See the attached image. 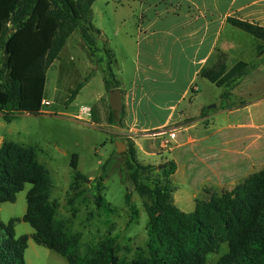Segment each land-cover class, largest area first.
Wrapping results in <instances>:
<instances>
[{"label": "trees", "instance_id": "16d2710c", "mask_svg": "<svg viewBox=\"0 0 264 264\" xmlns=\"http://www.w3.org/2000/svg\"><path fill=\"white\" fill-rule=\"evenodd\" d=\"M95 0H0V114L4 121L27 114L39 115L46 72L57 59L68 37L78 30L89 55L95 58L101 79L108 93L119 89L113 73L114 55L96 45L100 31L92 25ZM226 22L264 43V27L236 18ZM252 69L238 61L230 68L224 58L200 69L198 76L222 88L218 108L232 98V90ZM86 81V79L84 80ZM83 83L70 94L72 101ZM94 109L91 108L93 116ZM107 123L121 127L126 116L107 107ZM202 112H207L204 107ZM125 166L136 194L148 199L147 255L135 260L117 257L114 240L106 238L91 256L78 252L79 238L56 227L57 205L50 201V181L46 170L37 162L31 146L6 141L0 146V203H13L25 184L26 211L21 220L32 228V241L62 256L68 264H205V257L227 244V252L215 264H264V170L251 174L232 190L217 194L205 191L203 200H196L194 210L184 213L173 205L168 177L175 170L173 162L158 169L141 164L133 141H127ZM105 165V164H104ZM103 165V166H104ZM74 170L66 194L68 206L81 195L79 183L84 180L77 171V155L72 154ZM160 173V177L153 175ZM100 179V178H99ZM101 180V179H100ZM126 204L130 195L125 194ZM0 221V264H25L24 252L28 235L15 236L14 223Z\"/></svg>", "mask_w": 264, "mask_h": 264}, {"label": "crops", "instance_id": "0c3cea01", "mask_svg": "<svg viewBox=\"0 0 264 264\" xmlns=\"http://www.w3.org/2000/svg\"><path fill=\"white\" fill-rule=\"evenodd\" d=\"M138 4L136 58L142 69L129 87L121 88L120 83L126 111L121 128L132 139L136 155H170L160 156L156 166L174 163L168 177L171 200L188 213L196 200L205 199V191H230L264 170V43L247 39L226 22L231 17L264 27V0H139ZM238 50L241 56L233 54ZM222 58L228 68L243 61L252 69L223 108L214 99L217 106L202 112L205 104L195 105L201 91L194 84L207 80L198 73ZM107 98L108 93L102 92L98 100L105 99L106 105ZM170 130L175 132L173 139Z\"/></svg>", "mask_w": 264, "mask_h": 264}, {"label": "rangeland", "instance_id": "374dc122", "mask_svg": "<svg viewBox=\"0 0 264 264\" xmlns=\"http://www.w3.org/2000/svg\"><path fill=\"white\" fill-rule=\"evenodd\" d=\"M138 3L139 0H95L92 5V25L101 32L96 37V45L114 55L112 69L121 88L132 85L136 75L139 79L138 72L142 69L136 58L138 39L134 16ZM235 31L257 41L240 30ZM235 52L233 54H243L242 50ZM79 83H83L82 88L72 101H68ZM194 85L201 91L195 105L204 103L205 108L210 109L217 106L214 99L219 100L221 90L205 80H198ZM102 92L105 89L100 69L95 58L83 46L78 30H75L46 72L40 114H21L10 122L4 121L0 114V139H4L2 143L9 141L33 147L36 160L46 170L50 181V201L57 205L55 226H62L65 232L78 236L81 255L91 256L110 237L114 240L117 257L130 261L147 255L144 204L149 201L138 196L132 187L124 156L126 143L132 139L121 127L107 123L109 96L108 103L103 105L105 99L98 100ZM191 94L192 91L189 92ZM82 106L93 108L94 118L91 113L89 116L80 114ZM117 143L124 146L120 152L116 151ZM72 154L77 155V171L84 180L79 183L81 195L72 206H68L66 194H74L68 190L74 173L70 167ZM160 156L170 157L167 152L148 157L136 155L141 164L155 166L161 161ZM153 175L160 177L158 171ZM29 188L30 185L25 184L13 203H0L2 223L18 219L14 223L16 237L32 233L29 224L21 220L26 211L25 195ZM126 192L130 195L129 204L125 202ZM178 208L186 209L182 204H178ZM226 252L227 244H220L216 252L206 255L205 264H215ZM24 263L68 264L62 256L32 240L24 252Z\"/></svg>", "mask_w": 264, "mask_h": 264}, {"label": "water", "instance_id": "95a60500", "mask_svg": "<svg viewBox=\"0 0 264 264\" xmlns=\"http://www.w3.org/2000/svg\"><path fill=\"white\" fill-rule=\"evenodd\" d=\"M108 101H109V106L111 110L113 111H120L121 109V92L119 89H114L108 92ZM215 106H213L214 108ZM207 109H210V107H207ZM121 148L124 149V146L121 145L120 143H117L116 151L120 152ZM163 165L157 166L158 169L162 168Z\"/></svg>", "mask_w": 264, "mask_h": 264}, {"label": "built area", "instance_id": "2783aa9c", "mask_svg": "<svg viewBox=\"0 0 264 264\" xmlns=\"http://www.w3.org/2000/svg\"><path fill=\"white\" fill-rule=\"evenodd\" d=\"M45 104H47V102H45ZM79 113L82 114V115H87L89 116L90 113H91V109L89 107H86V106H82L79 110ZM168 135L170 138H174L175 137V132L174 130H170L168 131Z\"/></svg>", "mask_w": 264, "mask_h": 264}]
</instances>
